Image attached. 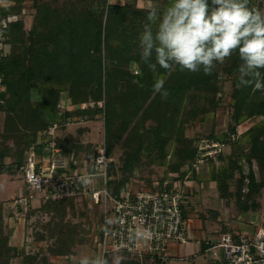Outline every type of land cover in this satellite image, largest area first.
I'll list each match as a JSON object with an SVG mask.
<instances>
[{
    "label": "trees",
    "instance_id": "trees-1",
    "mask_svg": "<svg viewBox=\"0 0 264 264\" xmlns=\"http://www.w3.org/2000/svg\"><path fill=\"white\" fill-rule=\"evenodd\" d=\"M4 1H14L15 5L0 6V17L16 16L17 20L0 32L10 45L9 54L0 58V175H14L17 171L23 175L30 152L44 154L46 142H40L39 136L54 122L60 132L68 119L94 120L104 112L108 157L112 158L119 145L123 149L120 167L113 161L108 168L107 188L113 196L131 185L143 157H148L152 164L166 165L172 143L175 145L170 155L171 174L180 175L181 167L190 164L193 167L190 177L180 176L199 182L200 173L194 165L198 153L185 130L195 122L216 116L225 74L233 83L229 139L242 119L261 120L246 133L251 150L246 156L249 173L245 174L240 161L232 156L229 165L217 169L214 166L211 181L220 199H236L240 213L260 210L264 195V92L254 86L237 87L242 63L238 54L217 63L211 75L180 71L178 66L170 73L158 68L166 77L164 88L169 92L167 99H162L160 94L153 93V73L140 58L139 34L150 9L136 7L134 0L116 4H108V0H81L59 8L43 1L38 3L34 21L27 28L22 7L26 0ZM167 2L162 0L160 9ZM263 3L264 0H250V6L260 10ZM63 94H67L68 104L64 103ZM67 137L56 135L57 146L67 160H76L86 148L87 158L96 156L94 146L84 148L73 143L71 136ZM253 160L262 170L261 181L253 170ZM232 181L237 184L235 190L231 189ZM77 199L46 202L28 215L56 211L46 226L53 233L51 226L55 224L58 236L62 237L50 248L52 256H75L74 241L64 244L62 239L68 233L72 239L65 223L68 205ZM6 212V204L0 203V264H13L18 258L22 264H50L47 254H26L12 243L10 235L4 232ZM120 264L141 263L124 257ZM145 264L167 263L147 260Z\"/></svg>",
    "mask_w": 264,
    "mask_h": 264
},
{
    "label": "rangeland",
    "instance_id": "rangeland-1",
    "mask_svg": "<svg viewBox=\"0 0 264 264\" xmlns=\"http://www.w3.org/2000/svg\"><path fill=\"white\" fill-rule=\"evenodd\" d=\"M3 0H0V3ZM27 4L23 3L22 7L26 10L25 20L27 28L31 26L34 21V16L37 13V5L43 1L50 2L53 6H69L71 4L81 3V0H26ZM138 8L151 9L153 6L161 8L162 0H134L133 2ZM109 4V3H108ZM1 6V5H0ZM262 12H264V3L262 5ZM0 32L7 28V25L10 22L16 21V18H11L12 21H8L6 18L0 17ZM10 52V45L5 43L4 38L0 34V58L8 55ZM132 68H135V65H131ZM232 80L229 76L223 75L222 78V91L219 95L221 105L217 109L216 116L214 118L210 117L204 122H195L189 125L185 130V136L194 141V147L198 153V158L194 162V165L198 171L199 177L197 181H191L193 186L198 187L200 184H204L205 187H200V192L196 194L191 199L192 207L197 211L196 214L201 216L202 219L208 220L210 222H215L217 213L215 209L218 206V203L227 204L228 216L230 220H238L240 210L238 209V203L236 199H220L217 195V191L214 188H211V175L212 170L219 167H225L229 165V158L235 156L240 161V165L243 166L245 174H248L250 171L249 163L246 160V156L250 154V147L247 145V131L254 126L261 118H244L236 127V132L231 134L229 139L227 133L229 129V124L231 122V91H232ZM0 88H1V79H0ZM67 94H63L62 98L64 103L68 104L69 101L66 99ZM36 100L39 99L38 94H34ZM65 98V99H64ZM91 106V105H89ZM104 102L101 105V108L104 109ZM106 116L104 112L96 115L94 120H89L87 117H79L75 119H68L64 129H61L60 132L57 130V133L61 135V138H66L67 136L72 137V142L77 144H82L84 148L87 146H94L92 151L97 152V149L105 144L107 149L106 141ZM2 124H0L1 126ZM56 133V134H57ZM68 138V137H67ZM213 143H219L220 151L213 152L211 155H206V151L199 153L198 150L202 146L206 147L207 145H212ZM175 143L170 144L169 146V156L167 158L166 165L159 166L157 164H152L151 160L148 157H143L142 162L138 165V170L136 177L131 181V187L133 189L143 187L148 184L149 180H162L171 174V167L173 164L170 155L173 153ZM87 148L85 151H81L76 160H69L68 163L71 167L76 168H88L91 170L93 164V154L91 158H87L86 155L89 154ZM96 150V151H94ZM211 150V149H210ZM123 155V149L119 145L116 148L112 160L117 162L118 167L121 165V157ZM213 159V160H211ZM171 160V161H170ZM211 160V161H210ZM112 161V162H113ZM6 162H9L7 160ZM38 170L41 167L47 166L43 164V156L37 155ZM69 166V167H70ZM252 167L255 172V175L258 180H263L262 170L259 167L258 163L253 160ZM193 171V167L190 164L183 165L180 169V175L187 174L190 177V173ZM175 175V174H173ZM240 174H236V178H239ZM192 179V176H191ZM25 177L21 174L20 171H17L16 174H5L0 175V203L6 204L21 196L26 194L25 186ZM247 184V182H246ZM93 185H97V190L105 189V185L101 177H95ZM237 184L232 181L231 189L235 190ZM248 189L245 188L244 192H247ZM110 193V191H109ZM111 194V193H110ZM111 196H113L111 194ZM77 200H74L73 205L67 204V227L65 228L67 232H71V240L68 235L62 239V243L69 244L70 241H74L75 246V256H52L50 255V248L56 246L57 242L60 241V236H58V231L55 228V224L52 223L51 228L54 230L51 233L47 229L48 222H51L53 214L56 211H51L45 213L33 212L29 217L30 211L26 216L16 220L12 218L11 214L7 211L4 219V232L7 235H10L11 239H14L15 244L18 245V248L24 253L30 255L33 254H47L50 258V264H78L79 259L83 256L95 257V248L93 245V240L96 238V235L99 231L101 220H102V207L101 204H95L90 195L85 194L81 197H76ZM222 201V202H221ZM258 201V200H257ZM227 202V203H226ZM40 205V204H38ZM263 210H264V198L262 201ZM112 207V202H109V208ZM261 210V213H263ZM259 211V210H258ZM258 211H252L257 213ZM189 221V220H188ZM188 227L191 226V221H189ZM246 219H243L241 222L245 225ZM249 221V220H248ZM248 224V223H246ZM264 224H262L263 226ZM211 228H208L210 233ZM254 233V232H253ZM250 232V235H253ZM14 237V238H13ZM193 242L190 240L188 244L181 245L178 247V250H181L183 254H187L191 251ZM177 250V251H178ZM177 251L170 253V257L167 261V264H174L176 261H181L176 258ZM210 254H208L209 256ZM22 259L18 258V261L15 259L13 264H22Z\"/></svg>",
    "mask_w": 264,
    "mask_h": 264
},
{
    "label": "built area",
    "instance_id": "built-area-1",
    "mask_svg": "<svg viewBox=\"0 0 264 264\" xmlns=\"http://www.w3.org/2000/svg\"><path fill=\"white\" fill-rule=\"evenodd\" d=\"M123 1L108 0V3ZM57 129L58 124L54 122L39 136L40 142H46L42 156L48 169L41 167L38 170L37 153L35 150L30 152L23 168L26 194L7 205L12 218L19 220L46 202L89 194L93 202L102 207L101 225L93 240L96 256L104 255L108 260L132 258L141 264L147 260L167 263L171 252L189 243L188 223L184 215L191 199L187 180L170 174L140 188L128 186L118 196H111L107 181L108 168L113 160L108 157L105 144L97 149L90 171L87 167H71L57 146ZM220 146L213 143L206 146L211 150L202 146L198 151L202 153L204 150L206 155H211L220 151ZM82 177L91 178V181L85 183ZM95 177L102 178L105 189H96L97 185H93ZM109 202H112L111 208ZM219 248L222 255L217 251ZM211 250L217 258L215 264H264V226H258L253 235L224 233Z\"/></svg>",
    "mask_w": 264,
    "mask_h": 264
},
{
    "label": "clouds",
    "instance_id": "clouds-1",
    "mask_svg": "<svg viewBox=\"0 0 264 264\" xmlns=\"http://www.w3.org/2000/svg\"><path fill=\"white\" fill-rule=\"evenodd\" d=\"M139 34L140 58L153 73L152 91L167 99L166 77L176 70L211 75L217 63L238 54L237 87L264 92V12L250 0H168L147 13ZM88 183L91 178L82 177ZM78 264H109L104 255L83 256ZM111 264H120L118 257Z\"/></svg>",
    "mask_w": 264,
    "mask_h": 264
},
{
    "label": "crops",
    "instance_id": "crops-1",
    "mask_svg": "<svg viewBox=\"0 0 264 264\" xmlns=\"http://www.w3.org/2000/svg\"><path fill=\"white\" fill-rule=\"evenodd\" d=\"M27 2L28 1H24L25 4H27ZM0 5L1 7H11L15 5V2L3 0L1 1ZM25 9L23 11L24 14L27 13L25 12ZM11 18H16V16H9L6 19ZM187 182H189L190 184V187L188 188V194L191 199L196 194V192H200V187H205L204 184L195 187L193 186L191 181L187 180ZM210 184L211 188L215 189V183L210 182ZM263 198L260 202V210L257 213H241L238 220H230L227 212V204L218 203V206H216L215 209L216 212H214L218 215L216 217V221L213 223L208 220L202 219L201 216H198L196 214L197 211L192 207V201L190 199L185 209V217L187 221H191V226L188 227V233L190 240L193 242V246L191 251L187 254H183L181 250H178V248H176L174 250H178L176 258L181 261H176L174 264H215L217 258L214 257L213 250H211V248L220 242L221 237L224 233H231L235 236L243 235L246 233L250 234V232L253 233L258 226L264 224V210L262 205ZM261 210H263V213H261ZM243 219H246V223L248 224H242L241 222L243 221ZM208 228H211L210 233L208 232ZM12 243L18 247V245L15 244L14 239H12ZM217 251L221 255L223 254L222 249L219 248ZM208 254L210 255L208 256ZM16 260L18 261V259Z\"/></svg>",
    "mask_w": 264,
    "mask_h": 264
}]
</instances>
